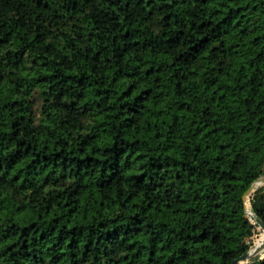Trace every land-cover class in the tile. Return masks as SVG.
Here are the masks:
<instances>
[{"label": "trees", "instance_id": "obj_1", "mask_svg": "<svg viewBox=\"0 0 264 264\" xmlns=\"http://www.w3.org/2000/svg\"><path fill=\"white\" fill-rule=\"evenodd\" d=\"M263 175L264 0H0V264H230Z\"/></svg>", "mask_w": 264, "mask_h": 264}, {"label": "water", "instance_id": "obj_2", "mask_svg": "<svg viewBox=\"0 0 264 264\" xmlns=\"http://www.w3.org/2000/svg\"><path fill=\"white\" fill-rule=\"evenodd\" d=\"M257 180L252 183V185L249 187V189L245 192V194L242 197L244 216L246 219L251 220L257 228H259L261 231L264 232L263 222L257 216L256 212L253 211L251 208H248L247 204H246L248 197L252 194V192L254 190V186H255V183L257 182ZM262 180L264 181V175L262 177ZM246 219H244V221H247ZM262 248H264V247L260 246V247L253 248L252 250H248L246 253L241 255L239 258L233 260L230 264H250L257 258L262 259V258H264V253H262L263 252Z\"/></svg>", "mask_w": 264, "mask_h": 264}, {"label": "bare ground", "instance_id": "obj_3", "mask_svg": "<svg viewBox=\"0 0 264 264\" xmlns=\"http://www.w3.org/2000/svg\"><path fill=\"white\" fill-rule=\"evenodd\" d=\"M264 185V181L262 180V177L260 178V179H258L257 180V182L255 183V186H254V190H253V192H252V194L255 192V191H257L261 186H263ZM251 194V195H252ZM250 195V196H251ZM249 198V197H248ZM246 204H247V207L248 208H250V206H249V201L247 200V202H246ZM262 233H263V237H262V240H261V242L256 246V247H260V246H263L264 247V232L262 231ZM255 247V248H256ZM264 250V248H262V251Z\"/></svg>", "mask_w": 264, "mask_h": 264}, {"label": "rangeland", "instance_id": "obj_4", "mask_svg": "<svg viewBox=\"0 0 264 264\" xmlns=\"http://www.w3.org/2000/svg\"><path fill=\"white\" fill-rule=\"evenodd\" d=\"M255 200H256V199H255ZM254 202H255V201H252L251 204L253 205ZM256 202H257V200H256ZM257 204H258V202H257ZM256 206H258V205H255V207H256ZM255 207H254V205H253V207H252V210H253V211H254ZM244 219H246L245 216H244ZM246 220H247V223H248V225H249L250 227H251V226H255L251 220H249V219H246ZM258 230H259V229H258ZM257 236H258L257 234H254L253 236H251V234H250L248 240H249L251 237H252L253 239H255ZM247 243H248V241H247ZM247 247H248L249 250H251V248H250L248 245H247Z\"/></svg>", "mask_w": 264, "mask_h": 264}]
</instances>
